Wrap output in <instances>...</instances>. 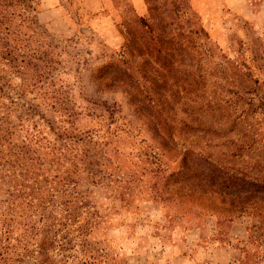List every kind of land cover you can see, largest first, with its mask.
I'll list each match as a JSON object with an SVG mask.
<instances>
[{"label":"rangeland","instance_id":"obj_1","mask_svg":"<svg viewBox=\"0 0 264 264\" xmlns=\"http://www.w3.org/2000/svg\"><path fill=\"white\" fill-rule=\"evenodd\" d=\"M150 25L152 32L145 35L155 34V45L164 51L179 48V70H199L204 77L186 79L176 88L177 98L170 97V104L180 115L169 123L159 120L148 104L135 107L140 98L128 101L125 86L93 74L109 61H120L117 51L127 36ZM43 39L49 42L45 46ZM135 46L144 49L142 38H136ZM5 47L27 54L54 49L59 61L52 68L55 83L82 110L75 125L92 137L80 151L92 155L94 175L79 161L75 167L70 161L59 163L49 146L27 171L25 190L36 196L53 193L43 188L37 192L32 183L68 169L63 175L69 174L71 186L95 210L86 236L95 248L86 264H264V194L194 175L197 165L210 168L196 155L232 168L263 157L264 0H0V48ZM193 54L198 62L189 64ZM149 60L150 72L160 69ZM93 102L115 105L119 111L110 116ZM184 106L189 109L183 111ZM48 110L47 116L56 120ZM193 116L202 123L193 127ZM236 116V127L255 130L259 142L240 159L227 146L242 136L229 128ZM4 182L0 180V207L7 195ZM19 220L12 229L25 235ZM112 229H119L125 239L120 251L109 242ZM72 252L57 251L48 263Z\"/></svg>","mask_w":264,"mask_h":264},{"label":"trees","instance_id":"obj_2","mask_svg":"<svg viewBox=\"0 0 264 264\" xmlns=\"http://www.w3.org/2000/svg\"><path fill=\"white\" fill-rule=\"evenodd\" d=\"M139 22L140 25H147L144 20ZM152 23L157 27L156 21ZM150 32L151 25L147 30L140 28L136 35L127 36L128 39L117 51L120 61H109L99 66L98 71L93 74L97 73L99 78L106 77L108 83L125 86L126 93L131 97L128 101L140 98V103L135 107L148 104L155 109L159 120L169 123V119H176L180 115L170 104L174 100L170 97L177 98L176 88L186 79L197 82L204 77L199 70H189L188 67L179 70L175 64L179 48L162 50L159 45H155V34L145 35ZM138 37L142 38L144 49L135 46ZM43 43L45 46L49 42L44 40ZM165 43H169V40ZM49 46L57 47L53 44ZM53 50L38 49L27 54L16 47L0 48V180L8 185L7 195L1 200L3 206L0 207V264H49L47 259L56 256L55 252L60 250L73 252L65 254L53 264H86L87 255H91L95 248L86 238L93 226L91 223L95 210H90L89 200H85L82 194L75 191V186H71L69 174L63 175L68 169L61 174H48L42 178V183H38L37 179L32 183L38 189L37 192L43 188V192L50 189L53 193L44 192V196L40 192V196H36L32 189L25 190L27 171L34 168L40 159V151L45 147L50 146L52 151L57 152L55 157L59 163L60 160H66L75 167L79 161L93 175L97 170V164L90 161V152L80 151L92 138L75 125L82 110L76 109L73 96H67L68 90L55 83L57 77L53 76L52 68L57 67L59 61L58 54ZM149 57L158 62L160 69L150 72ZM197 57L198 55H191L192 63L189 64H196ZM14 77L19 78L20 82L13 81ZM34 90L37 92L36 97H28ZM93 103L103 105L110 116L119 111L115 105L108 106L106 102ZM208 103L212 104V100ZM87 107L85 111L89 114L91 108ZM186 109L189 107L184 106L183 111ZM46 110L54 113L56 120L48 117ZM192 118L193 127L202 123L197 116ZM239 121L237 116L233 118L229 128H235L238 135L242 136L231 139L227 146L230 155L240 159L259 142L255 130L236 127L240 124ZM181 124L190 123L183 121ZM249 134L251 138L247 142L242 139ZM76 143L82 144L81 148L75 147ZM195 158L210 164V168H205L196 163V177L205 174L212 184L218 182L236 190L264 194V153L262 158L252 160L246 167L233 168L213 161L207 155H196ZM53 183L55 185H51ZM18 217L25 235H17L12 229V223L17 222ZM38 235L41 237L36 238ZM68 257L77 259L69 262Z\"/></svg>","mask_w":264,"mask_h":264},{"label":"clouds","instance_id":"obj_3","mask_svg":"<svg viewBox=\"0 0 264 264\" xmlns=\"http://www.w3.org/2000/svg\"><path fill=\"white\" fill-rule=\"evenodd\" d=\"M109 242L114 249H116L117 251L121 250V248L125 244V239L121 235L119 229H112L109 235Z\"/></svg>","mask_w":264,"mask_h":264},{"label":"crops","instance_id":"obj_4","mask_svg":"<svg viewBox=\"0 0 264 264\" xmlns=\"http://www.w3.org/2000/svg\"><path fill=\"white\" fill-rule=\"evenodd\" d=\"M212 258V257H211ZM214 260V259H213ZM210 263V262H209ZM206 264H208V262L206 263ZM210 264H213V263H210Z\"/></svg>","mask_w":264,"mask_h":264}]
</instances>
